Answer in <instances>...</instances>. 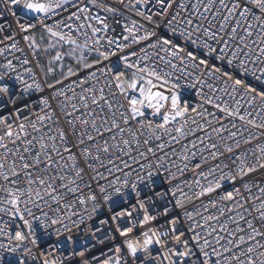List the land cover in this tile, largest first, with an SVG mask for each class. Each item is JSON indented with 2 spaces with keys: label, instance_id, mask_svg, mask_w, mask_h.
Instances as JSON below:
<instances>
[{
  "label": "snow or ice",
  "instance_id": "snow-or-ice-1",
  "mask_svg": "<svg viewBox=\"0 0 264 264\" xmlns=\"http://www.w3.org/2000/svg\"><path fill=\"white\" fill-rule=\"evenodd\" d=\"M126 6L144 22L120 42L97 0H0L16 21L0 16V56L23 52L17 36L37 53L39 28L78 65L42 85L29 59L0 63V264H264V89L247 82L264 84V0ZM45 89L39 111L20 103Z\"/></svg>",
  "mask_w": 264,
  "mask_h": 264
},
{
  "label": "built area",
  "instance_id": "built-area-1",
  "mask_svg": "<svg viewBox=\"0 0 264 264\" xmlns=\"http://www.w3.org/2000/svg\"><path fill=\"white\" fill-rule=\"evenodd\" d=\"M97 3L98 4H105L107 6L114 7V8L117 9V12L115 14L105 13L103 11H100L99 9H93V12H96V13H98L101 16H107L108 17V21L107 22L109 24V31H108L107 35H108L109 38H113V39H115L117 41L123 42L122 41V34H123V26L125 24L130 26L132 20H137L138 22H144V21L141 20L140 17H138L136 15L135 10H133L131 8H128L126 6L127 3H128V0H125L124 4H121L119 2V0H97ZM17 13L19 15V11L18 10H17ZM0 16H3V19H5L9 23H11L14 29L16 28L15 18L10 13L6 14V15H3L2 11H0ZM30 34H34L36 36L37 41H38L39 44H41V45L42 44H46V40L48 39V37H47L46 34H44L42 32V29L38 28V29H36L34 31V33H30ZM42 34L44 35V40L40 41V36ZM101 35H103V33H101ZM16 39L18 41V46L23 49V52H6L3 56H0V63L5 62V57H7V59L13 60V63L17 66V71H22V68L20 66V61L25 59V58L29 59L32 62L29 65H26L25 67L33 69V71L36 74V79L39 80L42 83V85L44 84V81L46 79H47L48 82H54L56 79H61L62 78L61 77L60 63L63 64V72H65V73L67 72V69L69 67H72L74 71L78 69V65H77L76 61L66 55V53L71 51L70 46L64 45L63 49L57 48V49H52V50L48 51L50 56L52 57V56L55 55L56 51L62 50L65 53V58H64V60L62 62H58L55 65L56 72H55V74L53 76L45 77L44 74L40 71V69L36 67L37 63H39L40 65H43L45 69L48 66V61L49 60H47L46 65H45L44 56L42 55V53H45V52H43L44 50H38V52L34 54L32 52V50H30L28 48L27 44L24 43V41L22 40V36H17ZM79 39H80V42L83 43V38L81 37ZM2 46L3 45H0V47H2ZM105 47H107L106 42H105ZM133 47H135V46H133ZM112 49L114 51L116 50L115 49V45L112 46ZM76 55L77 56L80 55L79 50H77ZM84 55L87 58V62L88 63H92V62H94L97 59V56H96L95 52L89 54L87 51H85ZM14 57H17L19 59H14ZM51 57L49 59H51ZM117 62H118V57L117 56H113V57H110V59L108 61H103L100 65H97V67H108V66H111L113 64H116ZM94 70L95 69L79 71L77 76H73V77H70L68 80H65L64 84L68 85V84H71L73 81H77L78 82L79 78H82L86 74L87 71H94ZM98 75H99V73H98ZM130 75H131V73L129 72V77H130ZM25 79H29V78L26 76ZM101 79H103V77H101ZM29 82H31L30 79H29ZM247 82L249 84H251L252 86L256 87L258 90L259 89H264V84H261V83L255 81L251 77L247 78ZM58 87H61V86H58ZM76 91L79 92V88H77ZM205 91H207V89H205ZM47 95H50V90H47V89H45V91L42 92V93H35L34 92L29 97H27L25 100L21 101L20 103L21 104L28 103L30 105H33L35 110L39 111V98L41 96H47ZM67 95L71 96L72 92L68 91ZM222 98L224 100H228L229 105H232L234 103V101L229 99V97H227V96H223ZM237 98L239 99V97H237ZM110 99H111V97H110ZM72 102L76 103L77 101L75 99H73ZM191 102L193 103V105H195L198 102L194 92L191 94ZM51 103H52L53 107L56 108L57 101H51ZM260 103L261 102L259 100L255 101V105L257 107L260 105ZM241 104L243 106L247 107L245 100H242ZM209 108H210V106H209ZM210 110L214 111V109H211V108H210ZM248 110L252 111L253 115L256 114L254 108L249 107ZM57 111H59V109H57ZM83 111L84 110L81 109V112H83ZM237 123H239V122H237ZM57 126L58 125L56 123H53L52 125H50V127L53 128V129H55ZM59 126L67 127L66 122L64 120H61ZM46 130L47 129H45V131ZM255 143H256V141H253V145H255ZM246 147H248V146H246ZM257 178H259V174H257ZM262 186H264V184H262ZM226 187H227V185H226ZM253 191L256 192V189L254 188ZM2 195H4V194L0 193V196H2ZM34 211H35V209H34ZM0 219L8 220L9 217H7L6 215L0 214ZM16 223H21L22 224V222L19 221V220L11 222V224H10V229L11 230L15 229V224ZM0 241H3L5 243H7V241L3 237H0ZM117 242H119V241H117ZM90 243L95 244V241H90ZM110 247H112V244L109 243V242H106L105 244H96V246L94 248H92L91 251L88 254H86V255L89 258L92 255L100 256L101 252H107L108 248H110ZM5 255L7 257V254H5ZM101 258H103V257H101Z\"/></svg>",
  "mask_w": 264,
  "mask_h": 264
},
{
  "label": "rangeland",
  "instance_id": "rangeland-1",
  "mask_svg": "<svg viewBox=\"0 0 264 264\" xmlns=\"http://www.w3.org/2000/svg\"><path fill=\"white\" fill-rule=\"evenodd\" d=\"M46 46H47V40H46V44H42V45L40 44V49L39 50H43ZM42 55L44 56V61H45V65H46L47 60H49V58L51 56H50L49 52L48 53H42Z\"/></svg>",
  "mask_w": 264,
  "mask_h": 264
}]
</instances>
